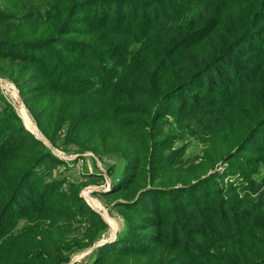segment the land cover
<instances>
[{
  "label": "rangeland",
  "instance_id": "obj_1",
  "mask_svg": "<svg viewBox=\"0 0 264 264\" xmlns=\"http://www.w3.org/2000/svg\"><path fill=\"white\" fill-rule=\"evenodd\" d=\"M137 2L133 5L141 4L142 8H146L136 9L134 14H138L137 19L143 15L148 22H155L159 14H164L167 8L175 5L174 0ZM52 4V0H0V12L4 15L0 27L12 25L13 34L21 35L25 31L23 34H28L32 25L26 18L30 5H37L35 13L45 15ZM116 9L113 7L110 10L113 17L117 16L114 12ZM103 11L96 8L87 10L89 15L80 16L83 22L73 27L84 29L94 16H99ZM6 17H12V20H5ZM123 17L126 18V15ZM172 23L174 27H179L178 20ZM236 23L235 20L227 21L226 29ZM204 26L206 22L190 25L193 37ZM218 27L220 24H217ZM258 30L262 37L237 46L224 66L217 65L205 75L206 84L201 82L198 84L200 88L184 90L180 97L175 98L169 104L174 114L157 117L155 107L160 101L149 100L148 96L135 98L134 103L140 106V111L145 113L148 109V116L134 114L113 118L109 114L116 106L112 105L106 112L100 111V117L96 120L99 112L92 111L88 126L79 132L76 129L65 135L70 122L65 121L62 126L60 124V130L53 137L55 147L40 131L38 136L35 117L29 113L27 102L24 103V99L30 101L39 113L36 106L43 101L38 100L36 92L30 89L32 85L23 86L22 96L14 83L18 74L16 66H21L22 62L17 56L13 57L15 66L9 71L0 70L5 76L12 71L9 79L0 76V130L5 128L0 132L1 150L16 145L14 153H22L20 158L25 159L28 155L22 151L32 148L31 137L40 140L42 135L55 151L42 140L40 142L58 159L55 164L50 162L45 158L43 150L36 147L43 159L38 166L40 173L31 174L26 180L24 192L20 194L21 202L35 206L38 204L37 195L42 193L45 204H48L54 199V194L58 193V205L77 208L83 204L94 214L82 210L80 223L66 224L65 234L60 229L67 249L62 248L59 252L70 255L69 261L63 264H187L191 246L184 244L185 238L190 241L196 227L202 234L211 233L216 218H223L227 211H235V208L230 210L223 206L234 205L231 200L236 195L229 193L228 186L239 182L247 185L249 181L253 182L252 187L257 183L264 185V125L261 128L257 126L264 121V30ZM207 38L202 44L192 45L195 40L190 41L189 45L192 46L182 60L177 61L176 68L163 78L169 84L168 87L181 83L186 73H191L187 63L193 65L201 59L205 60L198 65L201 67L211 62L208 59L225 55L222 48H219L221 40L218 32L216 37ZM2 39L13 40L11 37ZM171 59L174 61L175 58ZM112 61H108L106 67H114ZM88 77L86 81L91 78ZM250 78H256V88L251 89L248 96L251 99H241L247 95L245 92L233 98L232 88L246 84ZM206 89L210 93L214 90L223 97L225 104L219 112L211 109L206 114L200 112L206 109ZM115 91H123V88L118 87ZM80 97L82 95L77 94V98ZM84 97H87L86 102L79 99L78 102L87 105L91 98L97 102L95 96ZM63 98L65 96L59 101L63 102ZM120 98L123 99V96ZM118 103H122V100L118 99ZM185 105L191 113L183 112ZM56 106H59V102ZM39 121L43 125L47 124L45 113L39 116ZM253 131L258 134L246 144V138ZM6 163L0 158V164ZM12 169L13 165L6 166L4 174L13 175ZM48 173L49 180L52 179L54 183L47 190L41 184ZM202 181L206 183L199 187ZM190 187H194L193 190H188ZM260 188L254 197L258 196ZM146 194L149 195L145 197ZM30 195L31 198L28 197ZM79 198L82 204H77ZM17 221L18 228H21L24 220ZM158 237H162L168 244L151 242L158 240ZM102 241L103 244L91 250ZM242 246L245 243L238 245V252H241ZM76 247L80 250L74 251ZM233 248L231 245H222L215 251L221 259V255L225 257Z\"/></svg>",
  "mask_w": 264,
  "mask_h": 264
},
{
  "label": "trees",
  "instance_id": "obj_2",
  "mask_svg": "<svg viewBox=\"0 0 264 264\" xmlns=\"http://www.w3.org/2000/svg\"><path fill=\"white\" fill-rule=\"evenodd\" d=\"M52 1L53 4L45 15L35 13L34 8L37 5H30L27 11L29 13L26 14L32 24L28 34H23L26 31L21 35L13 34L12 25L7 28L0 27V38L13 39L0 40V70L9 71L13 68V57L17 56L22 62L21 66H16L18 74L14 83L22 96L23 86L32 85L33 88L30 89L36 92L38 100L43 101L37 104V113L35 106L24 99V103L27 102L29 106V113L35 117L39 131L54 147L56 144L53 137L60 130V124L62 126L65 121L70 122L69 127L65 129V135L76 129L79 132L88 126L91 113L99 112L97 120L100 111L106 112L112 105L116 106L109 114L113 118L134 114L148 116V109L145 113L140 111V106L134 103L135 98L148 96L149 100L160 101L155 107L157 117L174 114L175 111H171L169 104L175 98L180 97L184 90L200 88L198 84L201 82L206 84L207 73L212 72L217 65L224 66L228 56L237 46L249 40H258L262 37L258 29L264 30V0H174L175 5L167 8L164 14H159V19L155 22H148L143 15L137 19L135 10L146 6L142 8L141 4L139 7L133 4H138L137 1L141 0ZM113 7L117 8L114 11L117 15L115 17L110 11ZM22 8L27 10L26 6ZM95 8L104 11L99 16H92L84 29L73 27L83 22L80 16L89 15L87 10ZM16 11L19 9L16 8ZM123 15H126V18ZM216 15L218 17H215ZM3 16L0 12V20L4 19ZM23 17L21 18L24 19ZM7 19L12 20V17H6L5 20ZM175 19L178 20V28L173 26ZM232 20L237 23L226 29L225 24ZM203 22H206V26L193 37L189 26ZM217 24H220V27L216 28ZM217 32L221 40L219 48H222L225 55L214 57L213 60L210 58L208 60L211 62L201 67L198 65L203 64L205 60L201 59L198 64L191 62L193 65L184 60L191 73L185 71L186 76L181 83L168 87L169 84L163 78L169 76V72L176 68V62L182 60L189 47L196 43L202 44L206 36L208 40L216 37ZM191 40L195 42L189 45ZM165 48H168L167 51L159 57ZM171 58H175L174 61H171ZM111 60L114 67H106L107 62ZM11 74L12 71L8 76L6 74V77L1 72L0 76L9 79ZM88 76L91 78L86 81ZM255 80L256 78H250L244 85L236 84L237 86L232 88L231 96L237 98L238 93L245 92L247 95L241 99H251L248 96L250 90L256 88ZM118 87H122L123 91H115ZM205 91L206 109L200 112L206 114L210 109L219 112L225 104L223 97L214 90L213 93L208 89ZM77 94L82 97L77 98ZM63 96L65 98L60 102ZM84 96H95L97 102L92 101V98L88 99L87 105L78 102H86L87 97ZM120 96H123V99ZM118 99L122 100V103H118ZM57 102L59 106H56ZM232 104L234 103H230ZM182 110L185 114L191 113L186 105ZM44 113L46 125L39 121V116ZM12 117L15 118L14 115ZM262 125L264 121L257 126L261 128ZM4 130L5 128L0 132ZM257 134V131L250 133L245 143L248 144ZM31 140L32 148L22 151L28 155L25 159L20 158L22 153H14L16 145L9 146L8 150H1L0 146V158L3 162H8L5 165L0 164V264H63L69 261L70 255L59 252L62 248L67 249L60 229L65 234L66 224L80 223L82 210L94 214L81 203V198L77 199V204L82 205L77 208L58 205V193L54 194V199L48 204H45L42 193L37 195L38 204L35 206L21 202L20 194L24 192L26 180L31 174L40 173L38 166L43 159L42 153L36 151V147L43 150L47 160L54 164L58 162L40 140L32 137ZM11 165L14 167L13 175L7 176L4 174L5 168ZM20 169L22 170L19 171ZM49 178L48 173L43 177L41 184L45 185L47 190L50 184L54 183ZM205 181L200 182L198 186L205 185ZM252 186L251 181L247 185L239 182L228 186L229 193H235L236 197L231 200L234 205L223 206L230 210L235 208V211H227L223 218H216L211 233L202 234L196 227L191 233L190 241L185 238L184 244L191 246L187 254V264H264V185L257 183L254 184L255 187ZM258 187H261L258 196L254 197ZM177 190L183 192L182 189ZM147 195L149 194L145 197ZM28 197L31 198V195ZM17 204L20 207H16ZM137 206L140 207V204ZM17 219L24 220L21 228H18ZM151 242L168 244L162 237ZM240 243H245V246L238 252ZM76 244L78 243L74 245ZM222 245H231L234 248L225 257L220 254V259L215 249ZM102 247L98 248V251ZM75 250L80 249L76 247Z\"/></svg>",
  "mask_w": 264,
  "mask_h": 264
},
{
  "label": "water",
  "instance_id": "obj_3",
  "mask_svg": "<svg viewBox=\"0 0 264 264\" xmlns=\"http://www.w3.org/2000/svg\"><path fill=\"white\" fill-rule=\"evenodd\" d=\"M19 103L22 104V101H21L20 99H19ZM35 127H36V126H35ZM36 131H38V133H40L37 127H36ZM40 140H42V142L46 143L47 146H48L52 151H55L54 147H53V146H52V145L46 140V138H44V136L41 135ZM81 198H82V197H81ZM103 242H104V241L100 242V243L97 244V245H94V246L92 247L91 250L95 249L96 246H98V245H100V244H103ZM91 250H90V251H91ZM90 251H88L86 254H88ZM86 254H85V255H86ZM85 255H84V256H85ZM71 264H72V263H71Z\"/></svg>",
  "mask_w": 264,
  "mask_h": 264
},
{
  "label": "bare ground",
  "instance_id": "obj_4",
  "mask_svg": "<svg viewBox=\"0 0 264 264\" xmlns=\"http://www.w3.org/2000/svg\"><path fill=\"white\" fill-rule=\"evenodd\" d=\"M36 133L38 134V136H39V133H38V131H36ZM40 138H41V136H40Z\"/></svg>",
  "mask_w": 264,
  "mask_h": 264
},
{
  "label": "built area",
  "instance_id": "obj_5",
  "mask_svg": "<svg viewBox=\"0 0 264 264\" xmlns=\"http://www.w3.org/2000/svg\"><path fill=\"white\" fill-rule=\"evenodd\" d=\"M85 198V197H84Z\"/></svg>",
  "mask_w": 264,
  "mask_h": 264
}]
</instances>
